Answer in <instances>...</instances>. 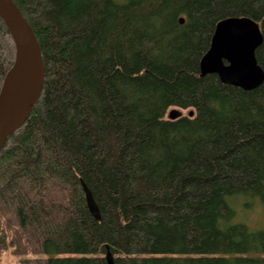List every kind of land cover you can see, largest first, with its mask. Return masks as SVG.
I'll use <instances>...</instances> for the list:
<instances>
[{
	"label": "trees",
	"instance_id": "1",
	"mask_svg": "<svg viewBox=\"0 0 264 264\" xmlns=\"http://www.w3.org/2000/svg\"><path fill=\"white\" fill-rule=\"evenodd\" d=\"M14 2L46 73L0 152V261L108 264L109 247L115 264H264V230L236 210L264 206V84L200 73L221 20L264 38V0ZM15 55L0 17V91ZM256 57L264 70V41Z\"/></svg>",
	"mask_w": 264,
	"mask_h": 264
},
{
	"label": "water",
	"instance_id": "2",
	"mask_svg": "<svg viewBox=\"0 0 264 264\" xmlns=\"http://www.w3.org/2000/svg\"><path fill=\"white\" fill-rule=\"evenodd\" d=\"M0 17L7 26L16 48L15 61L7 73L0 91V152L8 137L28 118L33 104L42 92L45 63L38 38L14 0H0ZM181 24L185 18H181ZM264 38L259 23L248 17H229L221 20L215 29L211 46L200 62L201 77L217 75L220 81L244 91H254L264 84V70L256 52ZM195 116L192 110L190 118ZM184 117L183 111L171 110L169 120ZM87 207L100 222L101 212L92 191L84 181ZM106 261L115 264L113 253L107 247Z\"/></svg>",
	"mask_w": 264,
	"mask_h": 264
},
{
	"label": "rangeland",
	"instance_id": "3",
	"mask_svg": "<svg viewBox=\"0 0 264 264\" xmlns=\"http://www.w3.org/2000/svg\"><path fill=\"white\" fill-rule=\"evenodd\" d=\"M177 109V108H174ZM170 109L165 119H169V114L171 112ZM181 110V109H179ZM184 116H189V112L191 110H182ZM236 210H237V222L244 223L247 225L251 230H264V206L258 202L253 201L250 204L251 205H245L243 202L236 203ZM251 257H254L251 255ZM258 257H262L258 256ZM0 264H16V260L12 258L11 256H5L1 259Z\"/></svg>",
	"mask_w": 264,
	"mask_h": 264
}]
</instances>
